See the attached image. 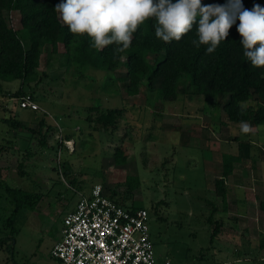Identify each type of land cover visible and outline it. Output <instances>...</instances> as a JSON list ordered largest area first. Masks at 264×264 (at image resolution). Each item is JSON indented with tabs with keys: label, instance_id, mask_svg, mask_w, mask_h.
Returning <instances> with one entry per match:
<instances>
[{
	"label": "rangeland",
	"instance_id": "1",
	"mask_svg": "<svg viewBox=\"0 0 264 264\" xmlns=\"http://www.w3.org/2000/svg\"><path fill=\"white\" fill-rule=\"evenodd\" d=\"M7 18L18 27L16 13ZM62 52V47L55 54L44 47L34 81L0 82V239L11 238L1 241L0 264H62L51 256V248L61 235L63 216L77 199L71 187L87 191L95 183L122 206L147 209L156 264H216L233 257L239 258L238 264H264V252L258 254L250 244L264 236L263 228L234 232L224 219L223 229L214 231L216 216L208 220L215 194L205 161L213 160L216 151L236 154L247 139L241 124L229 121L221 109L227 95H197L189 77L180 80L175 100L160 98L144 82L137 95H127L122 65L109 77L106 70L67 66ZM153 57L148 54L149 61ZM21 86L34 96L39 112H47L52 128L44 131V140L36 132L38 112L21 109L6 95ZM245 104L255 105V100ZM112 108L121 110L114 128L104 130L101 123L87 119ZM3 117L34 131L15 129ZM66 134L69 146L59 141ZM216 134L239 138L214 145ZM118 146L127 155L124 165L114 162ZM127 175L138 176L139 186L130 189ZM7 185L22 190V205L11 225L5 221L17 201L4 191Z\"/></svg>",
	"mask_w": 264,
	"mask_h": 264
},
{
	"label": "trees",
	"instance_id": "2",
	"mask_svg": "<svg viewBox=\"0 0 264 264\" xmlns=\"http://www.w3.org/2000/svg\"><path fill=\"white\" fill-rule=\"evenodd\" d=\"M59 1L61 0H0V82L20 80L23 85L36 80L44 47L49 46L52 54L58 53L62 47L67 66L94 67L106 70L110 73L108 76L112 77V73L122 65L127 78L125 86L127 95L138 94L140 85L144 82L146 89L157 91L160 98L175 100L178 97L180 80L189 77L188 83L193 93L197 95L205 97L227 95V99L221 104V109L229 121L239 123L249 121L256 125L264 123V68L253 67L244 56L240 44L241 38L235 24L230 28L228 38L222 40L211 54H206V45H201L200 48L192 45L191 41L197 38L196 24L180 41L166 43L156 38L154 19H148L139 26L133 33L131 45L125 51L116 52L118 46L115 44L99 51L90 47L91 37L86 34L73 35L68 26L62 24L55 11ZM226 2L227 0H202L205 5H224ZM242 2L246 9L251 10L255 4L261 5L264 0H242ZM11 13H16L18 16L17 28L8 21L7 16ZM150 53L154 54L152 61L148 59ZM23 93L25 92L21 86L17 91L7 92L6 95L14 98ZM251 99L255 100V105L245 104ZM242 105H246L243 110ZM37 112L36 132L41 134L44 140V133L52 126L46 122V116L48 117L46 112ZM120 115L121 110L112 108L102 111L94 119L90 116L87 119L90 122L96 120L101 123L104 130H107L116 126V117ZM2 119L15 129L34 131L19 120L7 117ZM64 139L69 140L71 137L66 134ZM221 159L222 174L214 180V193L221 197L222 205L225 206L224 179L232 172L233 164L239 157L222 153ZM114 162L117 165H124L127 162V155L120 146L114 150ZM126 183L130 189H134L139 186V178L136 175H127ZM3 188L11 199L17 201L11 215L5 221L6 225H11L13 215L22 205L19 196L22 190L8 185ZM109 195L115 200L111 194ZM127 208L139 207L132 205ZM260 208L264 211L263 202ZM215 209L212 205L209 222L213 221ZM213 222V230L218 231L219 223ZM10 233H14L13 228ZM4 239L11 238L9 236L1 238V247V241ZM11 248L10 245L5 247L9 252Z\"/></svg>",
	"mask_w": 264,
	"mask_h": 264
},
{
	"label": "clouds",
	"instance_id": "3",
	"mask_svg": "<svg viewBox=\"0 0 264 264\" xmlns=\"http://www.w3.org/2000/svg\"><path fill=\"white\" fill-rule=\"evenodd\" d=\"M55 11L73 35L91 37L90 47L99 51L113 44L116 52L125 51L139 26L154 19L155 36L166 43L180 41L196 24L197 38L191 43L206 45V54H211L235 24L244 56L253 67L264 68V7L259 4L249 10L242 0L224 5L202 0H61ZM240 127L245 134L252 131L244 122Z\"/></svg>",
	"mask_w": 264,
	"mask_h": 264
},
{
	"label": "built area",
	"instance_id": "4",
	"mask_svg": "<svg viewBox=\"0 0 264 264\" xmlns=\"http://www.w3.org/2000/svg\"><path fill=\"white\" fill-rule=\"evenodd\" d=\"M14 99L21 109L40 111L31 93ZM54 122L59 125L55 117ZM59 141L68 146L71 143V139L62 137ZM71 189L77 199L73 210L63 216L61 238L51 248L52 257L62 264H156L146 208L122 206L99 183L87 191ZM238 262L229 259L219 264ZM163 264L170 262L165 260Z\"/></svg>",
	"mask_w": 264,
	"mask_h": 264
},
{
	"label": "crops",
	"instance_id": "5",
	"mask_svg": "<svg viewBox=\"0 0 264 264\" xmlns=\"http://www.w3.org/2000/svg\"><path fill=\"white\" fill-rule=\"evenodd\" d=\"M224 121L227 124V121ZM244 123H247L252 131L246 134L244 133L247 139L240 144V148L236 154L229 153L238 156L239 159L234 162L232 172L224 179L226 187V204L223 206L221 197L216 195L215 200L210 201L211 211L212 205L216 208L213 217L216 216L214 221L219 223L218 231L223 229L222 224L224 219H228L227 222L231 224L228 225V230L234 232L240 229L262 232V228L264 229V216L262 218L259 212L261 202L264 203V127H261L262 124H251L249 121ZM220 136L217 135L218 138L213 137L215 139L214 145L218 143V141L227 143L231 139L238 140L239 138L238 136L231 137L226 134ZM221 155L222 153L216 151L213 160L205 161L206 169H209V172L213 174V188L210 189L213 193L214 180L219 178L222 174ZM73 208L69 209L67 212L73 210ZM261 211L264 214L262 209ZM60 238L61 235L56 241ZM262 238H264V236L261 238L257 236V238L250 243L253 248L258 250V254H260L261 251L264 252V239ZM230 259L239 260L238 257ZM225 260H229V258L217 261L216 264ZM260 260H264V253L260 255Z\"/></svg>",
	"mask_w": 264,
	"mask_h": 264
}]
</instances>
